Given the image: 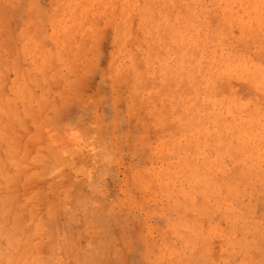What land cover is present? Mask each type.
Wrapping results in <instances>:
<instances>
[{
    "label": "rangeland",
    "instance_id": "374dc122",
    "mask_svg": "<svg viewBox=\"0 0 264 264\" xmlns=\"http://www.w3.org/2000/svg\"><path fill=\"white\" fill-rule=\"evenodd\" d=\"M0 264H264V0H0Z\"/></svg>",
    "mask_w": 264,
    "mask_h": 264
}]
</instances>
